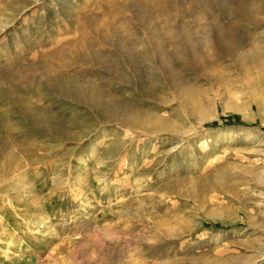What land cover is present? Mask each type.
Wrapping results in <instances>:
<instances>
[{"label":"rangeland","instance_id":"obj_1","mask_svg":"<svg viewBox=\"0 0 264 264\" xmlns=\"http://www.w3.org/2000/svg\"><path fill=\"white\" fill-rule=\"evenodd\" d=\"M0 264H264V0H0Z\"/></svg>","mask_w":264,"mask_h":264},{"label":"bare ground","instance_id":"obj_2","mask_svg":"<svg viewBox=\"0 0 264 264\" xmlns=\"http://www.w3.org/2000/svg\"><path fill=\"white\" fill-rule=\"evenodd\" d=\"M147 6H148V5H147ZM61 13H62V12H61ZM55 14H56V13H55ZM55 18H57V17L55 16ZM52 19H53V17H52V18L50 17L51 22L53 21ZM46 22H47V21H46ZM54 22H55V20H54ZM73 24H74V23H73ZM4 25H5V24H4ZM4 25H3V26H4ZM51 25L54 27V23H50V26H51ZM57 25H58V24H55V26H57ZM3 26H2V27H3ZM39 26H40V25H39ZM49 29H50V31L52 30V28H49ZM66 49H67V48H66ZM64 51H65V49H64ZM61 52H62V49L60 50V53H61ZM75 54H76V53H75ZM87 54H88V53H87ZM88 55H89V54H88ZM53 56H54V55H53ZM59 56H60V55H59ZM74 56H75V55H74ZM85 56H86L85 53H80V52H78V55H77L76 58H77V60H82L83 57H85ZM51 57H52V56H51ZM74 58H75V57H74ZM76 58H75V59H76ZM59 61L61 62L60 64L64 65L65 67L67 66V63H68V62L65 63L63 60H62L63 62H62L61 60H59ZM56 62H57V61H56ZM251 89H252V88H251ZM17 179H18V178H17ZM20 181H21V180H20ZM3 228H4V227H3Z\"/></svg>","mask_w":264,"mask_h":264}]
</instances>
